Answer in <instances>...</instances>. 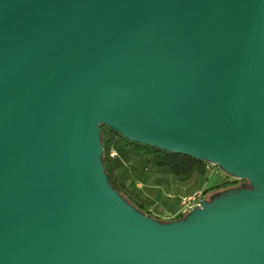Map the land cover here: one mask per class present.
Returning a JSON list of instances; mask_svg holds the SVG:
<instances>
[{"label": "water", "instance_id": "95a60500", "mask_svg": "<svg viewBox=\"0 0 264 264\" xmlns=\"http://www.w3.org/2000/svg\"><path fill=\"white\" fill-rule=\"evenodd\" d=\"M100 125L246 183L159 219ZM0 264H264V0H0Z\"/></svg>", "mask_w": 264, "mask_h": 264}, {"label": "rangeland", "instance_id": "374dc122", "mask_svg": "<svg viewBox=\"0 0 264 264\" xmlns=\"http://www.w3.org/2000/svg\"><path fill=\"white\" fill-rule=\"evenodd\" d=\"M119 138L114 135L108 142L109 154L116 158L112 165L113 174L128 190L139 196L147 209L158 216L172 213L174 208L179 209L182 197L189 194L182 191L197 179H202L198 186L204 192L205 199L216 191L228 188L230 180H233V177L210 163H207L204 175L192 174L187 178H177L166 168L154 166L146 153H131L125 158V154L121 153L123 142ZM238 180L241 184L242 180Z\"/></svg>", "mask_w": 264, "mask_h": 264}, {"label": "trees", "instance_id": "16d2710c", "mask_svg": "<svg viewBox=\"0 0 264 264\" xmlns=\"http://www.w3.org/2000/svg\"><path fill=\"white\" fill-rule=\"evenodd\" d=\"M114 135L119 136V139L123 142L124 149L121 153L125 154V158H128L131 153H146V155L151 157V162L154 166L166 168L173 176L177 178H187L192 174L204 175L206 173L207 162L204 160L201 161L200 159L189 156L188 154L175 153L174 151L170 152L130 141L113 129L104 125H100V138L102 139L101 142L103 146L102 162L108 178L110 182L118 189L121 195H123L130 203L135 205L143 212L154 215L149 209L145 207L144 202L139 198V196L128 190V188L121 181H118V179L113 174L112 165L116 158L109 154L110 147L108 142L110 141L111 137H114ZM239 182L240 180L238 179L233 181L230 180L229 187L238 186L240 184ZM183 215L184 212H181L174 218L176 219ZM154 216L159 218L157 215Z\"/></svg>", "mask_w": 264, "mask_h": 264}, {"label": "built area", "instance_id": "2783aa9c", "mask_svg": "<svg viewBox=\"0 0 264 264\" xmlns=\"http://www.w3.org/2000/svg\"><path fill=\"white\" fill-rule=\"evenodd\" d=\"M235 179L236 178L233 177V180ZM203 194L204 193L202 190H197L187 196H183L181 200V207L179 208V212L177 214L189 210V208H192L195 205H198L199 201L204 198Z\"/></svg>", "mask_w": 264, "mask_h": 264}, {"label": "crops", "instance_id": "0c3cea01", "mask_svg": "<svg viewBox=\"0 0 264 264\" xmlns=\"http://www.w3.org/2000/svg\"><path fill=\"white\" fill-rule=\"evenodd\" d=\"M201 180L202 179H197V181L195 183L189 184L186 188H184V190L182 192L184 194H187V192H189V194H191L194 191L201 190L200 187L198 186V184L200 183ZM189 194H187V195H189ZM178 212H179V209H175L174 208V211L172 213L171 212H167V214H165V215H160L159 218L165 219V220L172 219V218H174L177 215ZM183 212H185V211H183ZM154 215H156V214H154Z\"/></svg>", "mask_w": 264, "mask_h": 264}, {"label": "flooded vegetation", "instance_id": "af4514ba", "mask_svg": "<svg viewBox=\"0 0 264 264\" xmlns=\"http://www.w3.org/2000/svg\"><path fill=\"white\" fill-rule=\"evenodd\" d=\"M241 183H246V181L245 180H242V182Z\"/></svg>", "mask_w": 264, "mask_h": 264}]
</instances>
